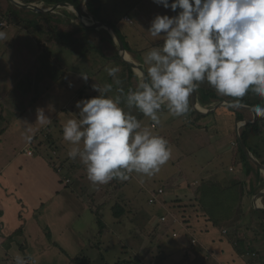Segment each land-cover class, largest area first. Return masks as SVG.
I'll return each mask as SVG.
<instances>
[{"label":"rangeland","instance_id":"1","mask_svg":"<svg viewBox=\"0 0 264 264\" xmlns=\"http://www.w3.org/2000/svg\"><path fill=\"white\" fill-rule=\"evenodd\" d=\"M138 1L101 0L97 6H99L100 11L102 10L108 15L115 16V26L119 31L127 30L131 31L132 35L136 34L139 43L137 53H140L136 57L144 58L145 54L151 49V46L152 48L155 44H159L158 46H160L163 41V37H152L146 32L150 27L151 21L158 14L173 16L174 13L170 9L166 10L162 6L153 3V0H141L140 3ZM137 3L140 4V8L144 9L140 15L136 14V10H131L132 5ZM0 4L4 9L8 7V4L5 5L4 0L0 1ZM64 12L72 15L69 10H65ZM124 12L131 18L132 23H122L119 21ZM21 15L23 16V13ZM117 15L119 18H117ZM24 16L26 18L31 17L29 14ZM63 22L68 23L70 26L76 25L75 28L79 26L76 19L73 21V25L67 19H63ZM0 31L7 33V39L0 41V90L6 91L9 94L6 97L7 99L14 100L18 97V88L28 87V82L26 79H23V74L21 73L23 65L18 66V63H23V48L29 50L24 41H29L33 36L37 38H40V36H36L31 30H28L30 35L26 34L23 30L19 31L14 23H7L6 28L0 29ZM91 39L92 45L95 48L101 45L103 55L110 56L108 48L103 47L104 44L99 43V36L97 34L92 35ZM44 42L47 48L46 55L51 54L54 59L60 61L65 71H71V66L77 68L76 55L57 46L50 45L47 40H44ZM140 49L143 50L139 51ZM46 55L44 53L41 57L46 59ZM17 56L18 58H15ZM34 59L33 66L35 63H38V65L41 63V72L43 74L48 64H46V61L44 63V59L38 60L37 57ZM85 59H88V57ZM11 62H14L13 75L9 74L8 71L4 72V69H8ZM84 64L82 62L78 66ZM50 68L53 70L50 71V77H52V73L54 72L55 81L57 80V83L62 84L64 79L61 81V77H57L56 71L60 73H64V71L54 64H51ZM6 79L11 80L6 81ZM99 80H101L98 83L99 85H105L108 82V77L107 75H102V79ZM55 81L52 80L51 82L54 83ZM121 83L122 87L126 89V81L124 80ZM31 85H33V82H31ZM137 85V82H133L132 86L135 88ZM202 85L207 87L209 84L205 81ZM67 89L70 90L71 87H67ZM90 91L91 88H87V95H92ZM69 92L67 93L69 94ZM221 97L226 99L225 96L221 95ZM65 100L66 103L61 106H65L68 111H61L67 114L61 115L60 118L69 117L71 108L76 112L78 110L76 103L70 101L69 97ZM59 103L55 106H58ZM223 106L227 105H221L218 109H221ZM125 110L131 112L133 109H128L125 106ZM131 113L135 116L140 115L137 119L141 121L143 127H148L154 135L161 136L168 141V147L171 150L170 159L152 176L136 172L126 173L127 179L114 178L107 184H93L88 179L86 166L80 158L74 159L75 161L72 162L74 170L71 173L69 172L71 178L70 189L79 196L85 206L84 209L81 206L84 213L74 221V225L82 234L80 242L76 241L78 244L80 243V247H77L80 249L76 251V255L61 254L58 250L53 249L44 256L38 254L40 252L38 249V253L33 255L36 258V262L38 264H74L76 257L83 256L89 260L88 264H135V262L139 263L140 261V264H239L235 260V252L225 243L222 227H214L209 222L208 226L201 230V227H197L198 225H193L196 217L200 216L199 212L193 210L191 213L193 219L189 220L188 214L191 212L190 209H179L177 207L179 204L174 207L170 206L174 200L181 199L184 201L186 199L187 185L191 186L195 181L199 185L202 178L207 176L209 179L213 177L217 178V174L222 175V172L229 174L228 168L234 166L235 163L231 154L232 150L223 152L229 146L231 147L230 138H227L228 140L224 139L229 135V132L227 133L226 130L227 123L229 122L228 119H225L227 115L224 116L225 118H222L221 114H210L199 117L193 111L190 100L189 110L182 116H173L168 112L166 107L164 111H160L159 125L154 124L136 109ZM15 121L17 119L9 122L13 124ZM0 123L3 127L6 126V123L4 125V120H1ZM152 125L154 129L151 127ZM233 125L235 126L236 122L232 121L228 126L233 127ZM16 128L14 127V129ZM58 129V127L52 125L50 133L56 142L53 149L56 150L57 157L62 162V160H65L64 157L67 156L66 152L70 151L73 147H79L83 150V144L81 143L78 146L70 144L63 139V133H60ZM44 130H47L46 127H44ZM230 131L233 132L232 136L236 138L235 127ZM41 133L42 131L39 133V136H41ZM219 136L220 140L218 139ZM248 138L250 146L255 144V149L257 151L261 150L264 154V120L260 134L257 135L254 131L249 130ZM32 139L33 141L35 140L34 138ZM21 143L22 141L17 146ZM210 143L211 147H209ZM7 146L12 148L13 145L7 144ZM31 147L34 149V144ZM233 148L235 154H237L235 142ZM20 149V147L17 148L18 152ZM42 153L47 154V159L49 157L53 161H57L49 147L43 148ZM236 158L239 160V156H236ZM237 168L238 166L235 169ZM235 169H233V172H230L234 173ZM198 185L194 184L195 187ZM158 189H161L163 193L157 198L155 204H149L148 200ZM163 202L164 207L162 206ZM115 206H119L123 210V214L119 217L113 215V208ZM96 210L99 212L98 214L102 217V222L105 225L102 233H99L96 214L93 213ZM165 211H167V214L165 213L164 215L167 216L168 222L165 224L160 223L156 228L152 227V219L159 220L160 215ZM170 215H173L180 223L185 222L183 224L172 223ZM163 225L169 227L165 228ZM225 225L227 224L223 225L225 227H223V230L226 229L228 231L229 226L226 227ZM246 226L242 227L239 233L249 232V225ZM173 233L177 235L176 238L172 237ZM225 237L226 239L228 237L226 233ZM192 238L197 240V245H191L190 241ZM47 240L49 243L51 242L49 233H47ZM251 243L253 247H260L258 246V240ZM50 246L52 247V244ZM144 248L146 250L143 253L141 251ZM15 251H18V247H16ZM18 256L23 257V254L19 252L6 253V251L0 250V264H16ZM263 257L261 256L260 259L261 264H264ZM255 258L250 257L253 262H255ZM65 259L67 261L63 263L62 261Z\"/></svg>","mask_w":264,"mask_h":264},{"label":"clouds","instance_id":"2","mask_svg":"<svg viewBox=\"0 0 264 264\" xmlns=\"http://www.w3.org/2000/svg\"><path fill=\"white\" fill-rule=\"evenodd\" d=\"M176 13L156 15L146 31L163 37L162 44L144 56L135 90L117 87L119 67L106 69L113 83L94 85L98 96L76 103L77 119L63 126V139L73 147L68 155L86 166L93 184H107L126 173L152 176L171 156L168 141L143 127L128 109H136L159 125L163 108L173 116L189 110L198 85L207 82L216 92L237 101L249 91L264 99V0H153ZM7 33L0 31V41ZM87 80L86 76H82ZM264 119V105L251 108ZM75 115V114H72ZM37 120L49 122L43 110ZM16 264H27L23 257Z\"/></svg>","mask_w":264,"mask_h":264},{"label":"crops","instance_id":"3","mask_svg":"<svg viewBox=\"0 0 264 264\" xmlns=\"http://www.w3.org/2000/svg\"><path fill=\"white\" fill-rule=\"evenodd\" d=\"M4 1L5 5L9 4L7 0ZM140 1L141 0H139L138 2L140 3ZM139 5L140 4L137 3L132 5L131 7V10H136L137 15H140L144 11V9L140 8ZM65 10L66 9H59V11L63 13H65ZM24 13L25 15L34 14L27 12ZM100 14L106 19L115 22V16L108 15L105 11L102 10L100 11ZM117 18H119L118 15ZM0 20L3 19L0 18ZM119 21H121L122 23H132L131 18L126 14V12L122 14V18ZM23 31L26 34H29L27 30L23 29ZM96 32L97 33H94L93 35L97 34L99 36V43L104 44L103 47H107L109 55H112L114 53V50L116 51L113 42L106 37V34L103 33L104 31L96 30ZM119 32L123 36L124 41L129 47L130 51L128 52V54L131 60L139 67L143 68L146 72L147 65L143 63L144 58L136 57L137 54L140 55V53H137L139 43L136 34L132 35V32L127 30ZM89 37L92 38V34ZM41 38L42 37L37 38L33 36L31 37V39H29V41H24V44L28 46L29 50L23 48V63H18V66L23 65L21 73L23 74V79L27 80L28 87L18 88V97H16L14 100L7 99L6 97L9 94L6 91L0 90V108H2L0 109V122L1 120H4V125L6 123V126H4L6 128H4L0 123V250L6 251V253H22L25 260L31 262L34 261L32 264H38L36 262V258L33 257L34 254L38 253V249V251H40L38 254H40L41 256L46 255L53 249L58 250V252H61V254L67 253L76 255V251L80 249L77 248L80 247V243L78 244L76 241L80 242V237L82 236V234L80 233V230H78L74 225V221H76L77 218H80L81 214L84 213L83 209L85 206L83 201L80 200L79 196L70 189L71 178L69 176V172L71 173V171L74 170L72 162L75 160L69 157L68 151L66 152L67 156L64 157L65 160H62V162H60V159L57 157L56 150L53 149L56 142L50 133V129L53 125L59 128L58 130L60 133H63V126L68 119L79 118L78 114L80 110L78 109L76 112L73 108H71L69 117L60 118L61 115L67 114L61 111H68L65 106H61L62 104L66 103V98L69 97L71 99L70 101H73V103H77L82 99H90L99 95V93L94 90L93 86H98V83L101 80H99V82H95V80L92 79V76L93 74H96L100 71V69L106 63L107 57H109L103 55L101 51V45H98L97 48L94 47V49L90 50L85 56L80 58L76 56L75 60L78 63L77 68L71 66V71L68 72V70L65 71V68L61 66L60 61L54 59L51 54L46 55L47 48L44 42L45 39L41 40ZM158 45L159 44H155L153 46L158 47ZM142 50L143 49H140L139 51ZM44 53L46 55V59H44V57H41ZM35 57H37L38 60L44 59V63L46 61V64H48V67H46V70L43 72V74L41 72V63L40 65H38V63H35L34 66L32 64L35 60ZM86 57H88V59H85ZM15 58H18V56ZM82 62H84L85 64L82 66H78L79 63L81 64ZM51 64H54L56 67H60L64 71V73L56 71L57 77H61V81H63L62 79H64L62 84L57 83V80L55 81L54 72L52 73V77H50V71H53L50 68ZM13 69L14 62H11V65H9L8 69H4V72L8 71L9 74L13 75ZM82 76H86L88 79L85 80ZM100 78L102 79L101 76ZM10 80L11 79H6V81ZM52 80H54L56 83L51 82ZM135 81L138 84L139 81L136 76ZM31 82H33V85H31ZM67 87H71V89L68 90ZM87 88H91L90 92H92V95H87ZM68 91H70L69 94L67 93ZM107 95H109V93ZM109 96H111V94ZM57 103H59L58 106H55L57 105ZM38 110L44 111V114L49 118V122L41 123L37 120ZM164 110L165 108H163L161 111ZM131 112H134V108L133 110H131ZM215 114H221L222 118H225L224 116L227 115V118L225 119H228L229 122L227 123L226 130L227 133L229 132V135L224 139L228 140L230 138L231 147L229 146L223 152L232 150L231 154L235 163L234 166L228 168L229 174H225V172H222V175L217 174V179H228L229 181H233L236 179L239 182L244 181V176H242V172L240 170V163L238 161V158H236V156L239 155L238 153L235 154L233 148L234 142L237 139L235 138V136H232L233 132L230 131L234 127L236 130V125H233V127L228 126L230 122L233 121L237 124L238 121L235 120L234 114L231 113L225 106L221 107V109L217 108L214 111V115ZM246 116L249 117L248 112ZM136 117L138 118L140 117V115ZM14 119H17V121L13 122V124L9 122ZM14 127L17 128L14 129ZM44 127H46L47 129L46 131L44 130ZM2 128L4 129L1 130ZM152 128L154 129V127ZM41 131V134H44L47 137L49 144L45 143L47 141L44 140L45 138L42 135L41 136L43 138L39 136V133ZM36 136H38V140L34 142L32 138ZM219 138L220 136L218 137V139ZM21 141L22 143L17 146ZM7 144L13 145L12 148L7 146ZM33 144V154L31 156H26L23 150L28 147V145L32 146ZM38 144L40 146H38ZM248 145L250 146L249 143ZM211 146L212 145L210 143L209 147ZM18 147L21 148L19 152L17 150ZM46 147H49L52 155L55 156V159L57 161H53L52 158L49 157L47 159V154L45 155L44 153H42L43 148ZM250 147L255 149V144H252ZM258 152L261 153L264 160V154L262 153V151L259 150ZM50 159L54 163L60 162V165L63 163L64 165L54 168L52 165L53 163H51ZM237 166L238 168L235 169ZM57 169H60V173L56 172ZM233 169H235L234 173H232ZM262 176L264 179L263 174ZM64 179H68L69 183L65 184ZM207 179H209L208 176L202 178L200 182ZM194 184L198 185V182H193V186L187 185V195L185 196L186 199L184 201L181 199H177L172 201V204L170 205L171 207L177 206L179 203L181 205H185L186 209L188 208L191 210V212L188 214L189 220L193 219L191 213L193 212V210L195 211L194 207H191V205L194 204L192 200L193 190L195 188ZM256 185L258 186L263 184L257 183ZM261 191H264V188L259 192ZM252 197L250 198V201ZM250 201L249 207L251 208ZM260 205L262 206L261 201ZM81 206L83 207V209ZM162 206L164 207V202L162 203ZM165 213L167 214V211L163 212L160 217ZM199 215L200 216L196 217L193 225H198L197 227H201L202 230L208 226L209 222L201 214V212H199ZM200 220L203 221L200 222ZM243 220L245 223H248L249 232L257 229L258 223L254 222L255 220H252V217L251 221L249 217H245V219ZM158 224H160L158 222V219H152V227L156 228ZM164 227L168 228L169 226ZM224 228H222V231ZM18 229H20V233L15 234ZM47 233H49L51 238L50 243L48 240L46 241ZM223 236L225 238V243L231 247L232 251L235 252V260L237 263L261 264V256H264L263 238L251 239L246 241L242 246V250H244L246 254L240 255L228 242L225 234H223ZM8 237L12 239L10 242L5 241ZM256 240L259 241L258 246L260 247L252 246L251 242ZM50 244H52V247L50 246ZM16 247H18V251H15ZM146 248H144L141 252L145 251ZM248 252L256 253V258L258 257V259H256L255 262L251 261L250 257L247 256ZM65 261H67V259L63 260L62 262L65 263ZM140 262H135V264H140Z\"/></svg>","mask_w":264,"mask_h":264},{"label":"trees","instance_id":"4","mask_svg":"<svg viewBox=\"0 0 264 264\" xmlns=\"http://www.w3.org/2000/svg\"><path fill=\"white\" fill-rule=\"evenodd\" d=\"M24 3H42L46 6H52L59 3H68L71 6H74L77 10L81 9V6L84 0H22ZM99 0H88L85 6L86 12L101 23H109L111 24L118 33L121 38L125 49L129 52V47L124 41L123 36L120 34L118 29L115 26L114 21H110L103 17L100 14V9L97 4ZM10 7V8H9ZM23 13V16L21 15ZM176 13H174L175 15ZM25 13L21 10H18L11 3L8 4L7 9H4L0 4V18L4 19L7 23H14L18 30H31L37 36L42 37L47 40L50 45L57 46L64 50L70 51L78 58L85 56L90 50L94 49L92 45V39L89 37L91 34L97 33L96 30H88L84 28H75L70 26L68 23L63 22L61 17L54 13L49 14H31V17L26 18ZM107 35V38L112 41L109 34L104 31ZM119 67L120 71L117 73V77L119 80L126 81L127 86L125 92H127L128 88L135 90L133 88V82L135 81V75L132 70L123 63L120 57L117 55V52L114 50V53L107 57L106 63L100 69L99 72L93 74L92 79L95 82H99L100 76L107 75L108 82L113 83V78L108 75L106 69L111 67ZM204 83V82H202ZM200 83L197 87L198 94V105L202 109H210L216 103L220 101H225L229 103V105L225 106L231 113L234 114L236 121L241 120H249L252 121L253 116L252 112L240 109L235 107L234 105H243L248 107H253L255 105H264V99L253 94L251 91L240 100H236L232 97H221L220 94L216 92V90L210 85L203 86ZM136 85V84H135ZM99 87H103L104 85H98ZM117 87H122V83L117 86L113 85V91L109 93L111 96L117 94ZM247 112L249 113V117H247ZM214 114V112L212 113ZM264 119L256 118L255 122L252 124H247L239 129V135L243 140L244 144L251 152V154L264 165V160L257 150L253 149L248 145V133L249 130L254 131L257 135L260 134L262 129V122ZM42 135V134H41ZM34 142L38 140V137H34ZM47 139V137H46ZM44 139V140H46ZM47 144H49L48 139L46 140ZM236 147L239 155V163L240 170L242 172V176H244V181H237L236 179L233 181H229L228 179L219 180L216 177L203 180L199 182L200 184L196 186L193 190V206L196 212H201V214L206 218L208 222H210L214 227H226L229 226L228 231L226 230V235L228 242L233 246L234 250L243 255L245 253L242 250V244L251 239H264V211L253 210L249 207L250 198L256 195L261 189L264 188V179L260 171L255 168L242 153L240 147L238 146L237 140ZM38 146H40L38 144ZM51 161V159H50ZM53 163V167H60V163ZM257 183H262L263 185H256ZM262 206L264 207V198L261 200ZM179 209H183L186 207L185 205L177 206ZM246 208V209H245ZM246 210V211H245ZM248 210V211H247ZM123 210L119 208V206H115L113 208V215L115 217L121 216ZM96 215V222L98 225L99 233H102L105 225L102 222V217L98 214L99 212L93 211ZM245 217H249L251 221L254 219V222L258 223L257 229L250 230L252 232H245L243 234L239 233V230L242 227H247L248 223H245L243 219ZM185 222V221H184ZM183 222V223H184ZM20 233V229H18L15 234ZM10 237L6 238L5 241H11ZM4 244V243H3ZM257 256V254L255 253ZM255 256V257H256ZM258 259L255 258V260ZM89 260L86 257L80 256L74 259V264H88Z\"/></svg>","mask_w":264,"mask_h":264},{"label":"water","instance_id":"5","mask_svg":"<svg viewBox=\"0 0 264 264\" xmlns=\"http://www.w3.org/2000/svg\"><path fill=\"white\" fill-rule=\"evenodd\" d=\"M9 3H11L13 6H15L18 10H21L23 12L27 13H34V14H49V13H54L61 17V19H67L70 21V23L73 25V21L76 19L79 23L80 28L88 29V30H97V31H106L109 36L112 39L113 45L117 51L118 56L120 59L123 61L124 64H126L134 73L136 78H138V73L141 71V67H139L137 64H135L128 52L125 49V46L119 37L118 33L116 32V29L109 23H101L98 22L96 19H94L92 16H90L86 11H85V6L88 0H84L81 9L77 10L74 6L69 5L68 3H59L56 5L52 6H46L42 3H24L20 0H7ZM59 9H66L71 11L72 15L65 14ZM76 26V25H74ZM76 27V28H78ZM144 70V69H143ZM145 71V70H144ZM190 102H191V107L193 111L195 112L196 115L199 117H204L212 114L219 106L221 105H229L228 102L226 101H220L218 102L215 106L212 108L206 110L202 109V112H199L196 108L198 105L197 103V88L193 92V94L190 97ZM237 108L240 109H246L251 111V107L248 106H243V105H234ZM200 107V106H199ZM201 108V107H200ZM252 112V111H251ZM253 119L252 121L249 120H241L238 121L236 124V139L238 142V146L240 147L242 153L245 155L247 160L255 167L257 168L260 173L264 175V165L261 164L248 150L246 145L244 144L243 140L241 139L239 135V128L247 125V124H252L255 122L256 118H254V113L252 112ZM264 198V191H261L254 195L250 201L251 209L253 210H260L264 211V207L260 205V201Z\"/></svg>","mask_w":264,"mask_h":264},{"label":"built area","instance_id":"6","mask_svg":"<svg viewBox=\"0 0 264 264\" xmlns=\"http://www.w3.org/2000/svg\"><path fill=\"white\" fill-rule=\"evenodd\" d=\"M6 26H7L6 22L3 21V20H0V29L6 28ZM152 127H154V126L152 125ZM42 136H43L44 138H46V136H45L44 134H43ZM23 152H24V154H25L26 156H31V155L33 154V149H32V147H31L30 145H28V147H26V148L23 150ZM56 172H57V173H60V169H57ZM64 183H65V184H68V183H69V180H68V179H64ZM162 193H163L162 190H161V189H158V190L155 192V194H154V195L148 200V203H149V204H155L156 201H157V198H158ZM170 217H171L172 223L183 224V222L180 223V222H179V221H178L173 215H170ZM158 222H159V223H162V224L167 223V222H168V218H167V216H166V215L161 216V217L159 218ZM222 232H223V234L226 233L225 230H223ZM172 236H173V237H176L177 235H176L175 233H173ZM190 242H191V245H196V244H197V241H196L195 238H192ZM247 256H248V257H253V258H254L256 255H255V253H253V252H251V253L248 252V253H247ZM26 261H27V260H26ZM33 262H34V261H33ZM33 262H31V261H27V264H32Z\"/></svg>","mask_w":264,"mask_h":264},{"label":"bare ground","instance_id":"7","mask_svg":"<svg viewBox=\"0 0 264 264\" xmlns=\"http://www.w3.org/2000/svg\"><path fill=\"white\" fill-rule=\"evenodd\" d=\"M199 112H202L203 110H202V108H200L199 106H197V108H196Z\"/></svg>","mask_w":264,"mask_h":264}]
</instances>
